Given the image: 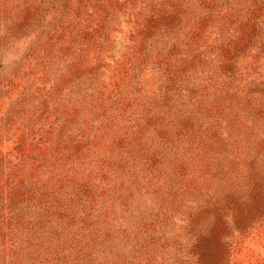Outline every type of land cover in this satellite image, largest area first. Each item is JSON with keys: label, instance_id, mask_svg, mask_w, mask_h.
I'll list each match as a JSON object with an SVG mask.
<instances>
[{"label": "rangeland", "instance_id": "1", "mask_svg": "<svg viewBox=\"0 0 264 264\" xmlns=\"http://www.w3.org/2000/svg\"><path fill=\"white\" fill-rule=\"evenodd\" d=\"M0 264H264V0H0Z\"/></svg>", "mask_w": 264, "mask_h": 264}]
</instances>
